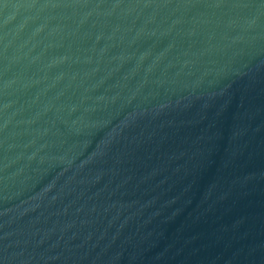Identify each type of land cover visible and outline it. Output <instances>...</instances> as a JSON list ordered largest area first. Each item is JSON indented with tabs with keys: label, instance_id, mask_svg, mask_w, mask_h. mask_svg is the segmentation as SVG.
<instances>
[{
	"label": "water",
	"instance_id": "obj_1",
	"mask_svg": "<svg viewBox=\"0 0 264 264\" xmlns=\"http://www.w3.org/2000/svg\"><path fill=\"white\" fill-rule=\"evenodd\" d=\"M0 264H264V0H0Z\"/></svg>",
	"mask_w": 264,
	"mask_h": 264
}]
</instances>
